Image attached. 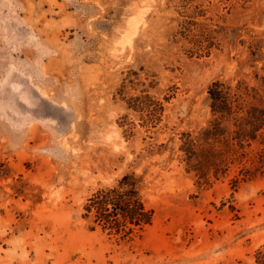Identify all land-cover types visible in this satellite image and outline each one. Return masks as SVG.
I'll use <instances>...</instances> for the list:
<instances>
[{
  "label": "rangeland",
  "instance_id": "374dc122",
  "mask_svg": "<svg viewBox=\"0 0 264 264\" xmlns=\"http://www.w3.org/2000/svg\"><path fill=\"white\" fill-rule=\"evenodd\" d=\"M0 264H264V0H0Z\"/></svg>",
  "mask_w": 264,
  "mask_h": 264
},
{
  "label": "trees",
  "instance_id": "16d2710c",
  "mask_svg": "<svg viewBox=\"0 0 264 264\" xmlns=\"http://www.w3.org/2000/svg\"><path fill=\"white\" fill-rule=\"evenodd\" d=\"M229 88L219 82L212 83L208 89V100L212 111L222 117L227 113V97ZM130 176H124L118 185L110 190L102 191L90 199L87 210L95 209L94 218L105 228L115 230L117 234H132L136 229H142L152 221V213L146 211L138 198V191L129 183ZM115 217L114 220H111Z\"/></svg>",
  "mask_w": 264,
  "mask_h": 264
},
{
  "label": "bare ground",
  "instance_id": "6f19581e",
  "mask_svg": "<svg viewBox=\"0 0 264 264\" xmlns=\"http://www.w3.org/2000/svg\"><path fill=\"white\" fill-rule=\"evenodd\" d=\"M134 34V33H133Z\"/></svg>",
  "mask_w": 264,
  "mask_h": 264
}]
</instances>
